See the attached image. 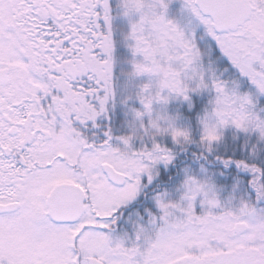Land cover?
<instances>
[{"label": "snow or ice", "instance_id": "snow-or-ice-1", "mask_svg": "<svg viewBox=\"0 0 264 264\" xmlns=\"http://www.w3.org/2000/svg\"><path fill=\"white\" fill-rule=\"evenodd\" d=\"M0 264H264V0H0Z\"/></svg>", "mask_w": 264, "mask_h": 264}]
</instances>
